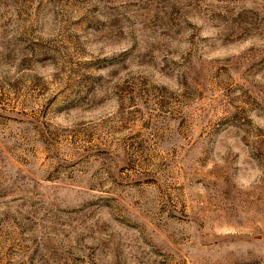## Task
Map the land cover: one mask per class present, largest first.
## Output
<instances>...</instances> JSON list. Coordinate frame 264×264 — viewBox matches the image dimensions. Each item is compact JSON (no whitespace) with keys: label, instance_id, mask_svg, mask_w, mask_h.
<instances>
[{"label":"rangeland","instance_id":"rangeland-1","mask_svg":"<svg viewBox=\"0 0 264 264\" xmlns=\"http://www.w3.org/2000/svg\"><path fill=\"white\" fill-rule=\"evenodd\" d=\"M0 264H264V0H0Z\"/></svg>","mask_w":264,"mask_h":264}]
</instances>
